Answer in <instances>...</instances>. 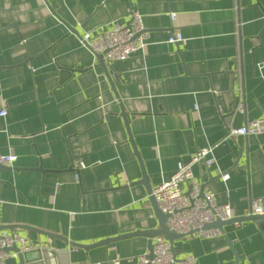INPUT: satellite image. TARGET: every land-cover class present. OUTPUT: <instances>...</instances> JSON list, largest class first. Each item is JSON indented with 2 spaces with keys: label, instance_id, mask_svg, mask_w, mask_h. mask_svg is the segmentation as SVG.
I'll return each instance as SVG.
<instances>
[{
  "label": "crops",
  "instance_id": "crops-1",
  "mask_svg": "<svg viewBox=\"0 0 264 264\" xmlns=\"http://www.w3.org/2000/svg\"><path fill=\"white\" fill-rule=\"evenodd\" d=\"M133 10L148 42L104 59L109 78L82 37ZM172 33L183 41L168 43ZM2 109L0 151L17 161L0 168V232L55 252L56 264H139L161 228L143 168L154 187L217 144L216 164L193 166L204 189L235 217L254 198L264 205V131L228 135L264 118V0H0ZM173 243L197 264H264L253 220Z\"/></svg>",
  "mask_w": 264,
  "mask_h": 264
},
{
  "label": "built area",
  "instance_id": "built-area-1",
  "mask_svg": "<svg viewBox=\"0 0 264 264\" xmlns=\"http://www.w3.org/2000/svg\"><path fill=\"white\" fill-rule=\"evenodd\" d=\"M149 39V33L145 30L142 15L136 10L131 11V19L128 22L115 21L109 29H96L93 34L87 33L82 37V44L87 46L96 55H103L107 61H119L127 59L143 50ZM181 34L172 33L168 43L183 41ZM7 113L6 109L0 110L1 115ZM264 131V118L251 120L244 126L233 128L229 131L230 137L236 135L260 134ZM217 144L202 147L196 150L188 161H179L172 177L161 181L152 188L158 208L168 214L166 225L168 228L183 236L198 235L213 237L221 234V229L206 228L216 220L228 221L235 217L230 203H220L213 190H205L201 196L202 183L196 178L193 171L195 164H203L206 168L216 164L217 157L214 152ZM17 161V154L3 153L0 151V165L12 167ZM224 181L229 179L230 173L221 172ZM186 186V189H184ZM2 199L0 197V207ZM248 215H263L264 205L261 198L251 200ZM240 224L238 222H235ZM153 258L148 257V252L138 256L139 264H197L193 255L177 257L172 244L165 235L159 234L153 239ZM17 245L22 250L36 248L35 244L19 232H0V264H5L9 258L17 256V253L9 250ZM126 257L125 260H131ZM123 258L116 256L111 259L112 264H126ZM90 264H102L101 262Z\"/></svg>",
  "mask_w": 264,
  "mask_h": 264
},
{
  "label": "water",
  "instance_id": "water-1",
  "mask_svg": "<svg viewBox=\"0 0 264 264\" xmlns=\"http://www.w3.org/2000/svg\"><path fill=\"white\" fill-rule=\"evenodd\" d=\"M12 8H10V9L12 10ZM97 57L101 63V66H103V68H106V66L104 64L103 55H99ZM106 72L108 73L109 78H111V75L108 72L107 68H106ZM119 110L122 111L123 115L127 119L128 115H127V112L124 109V106L122 103H120V105H119ZM131 142L133 143V146H134L133 139L131 140ZM134 149H135L136 153L138 154L135 146H134ZM1 167H8V166L0 165V168ZM138 182L143 183L146 187V190H148V192L150 194V200L153 204V208L155 209L156 216H157L158 220L160 221V225H161V228L159 230L147 233V234H149V236H151V239L148 242L149 243L148 257L150 259H152L153 258V249H154V243H153L152 237H156V236H159V234H163L166 236V238L169 240V242L173 246L174 245L173 241L175 239H177L178 236H183V235L171 231L168 228V226L166 225V221L168 219V214L164 213L161 210V208H158L156 199L153 195L152 184L150 182L148 174L145 173L144 168H143V177ZM204 187L205 186L202 184L201 196L204 195V192H205ZM248 220L255 221L257 223L259 229L261 230V232L264 234V214L263 215H248L247 217H245V216L233 217L228 221L216 220V221H213L212 223H210L206 228L216 227V228H219L222 230L224 228V225H226V224L235 223V222L241 223L243 221H248ZM117 239H119V238L118 237L109 238V239H107V241H114ZM107 241H104V242L107 243ZM229 243H230V246L233 247L231 242H229ZM9 250L17 253V256L19 259V264H56L54 259H53L54 261H50L51 257L53 258L55 252H52L51 250H49L47 248L43 249V248L37 247L36 249L22 250L19 246L14 245L11 248H9ZM147 264H151V263H147Z\"/></svg>",
  "mask_w": 264,
  "mask_h": 264
}]
</instances>
